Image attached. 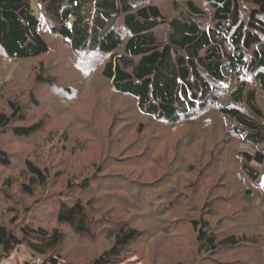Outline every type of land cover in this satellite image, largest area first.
Returning a JSON list of instances; mask_svg holds the SVG:
<instances>
[{"label": "trees", "instance_id": "trees-1", "mask_svg": "<svg viewBox=\"0 0 264 264\" xmlns=\"http://www.w3.org/2000/svg\"><path fill=\"white\" fill-rule=\"evenodd\" d=\"M39 2L43 3L45 16L53 24L51 32L89 62L90 58L99 57L103 78L111 82L116 93L131 99L147 119L171 128L185 126L181 130L183 134L190 127V133L206 130L214 124L215 118L230 122L231 125L224 129L226 142L240 140L253 148V151L238 152L240 171L247 181L244 194L254 190L264 206V108L259 104L264 101V0H171L169 13L162 11L161 0ZM39 21L30 0H0L1 53L15 60L35 59L48 53L50 48ZM47 70L38 69L33 73L32 80L36 85L51 87L53 92L60 89L62 94L71 92L70 88L60 87L57 79L47 75ZM246 80H251V84L247 85ZM30 95L33 97L31 104L37 106L35 89ZM14 99L7 96L3 100L0 138L15 120H25V111ZM220 99L225 100L222 102ZM44 124L45 119H39L30 125L11 127V130L19 138L32 137L45 129ZM114 128L111 122L106 131L111 133ZM120 130L124 132V129ZM144 130H138L134 135ZM213 131L207 130L208 133ZM215 133L218 131L213 133L214 138L219 135ZM61 136L66 138L65 133ZM202 136L205 137L204 134ZM162 138L163 135L152 134L146 139L147 143H140L143 155L139 160L144 162L137 160L136 167L149 165L148 175L135 171L129 174L113 172L104 181V162L98 160L85 167L86 171L80 176L81 172L77 175L71 170H60L52 180L64 179L66 190L80 192L84 198L93 194L96 183L117 194L127 193L128 185L132 184L140 190L137 198L147 196L146 202L140 200L137 205L150 203L149 197L154 194L153 210L170 215L159 208L160 198L166 192H176L169 202L183 200L182 205L188 204L183 197H178V193L184 191L181 190L183 186L178 189L173 187L176 183L170 185L180 178L176 166L185 145L177 153L172 143L170 148L164 147V154L161 152L155 156L154 151ZM47 140L50 141V137ZM81 142L76 143L75 153L84 147L89 148L83 139ZM196 148L200 150L202 147ZM149 155H152V161L147 160ZM9 158L0 149V165L8 166ZM188 162L184 160L185 165ZM252 163L258 167H251ZM209 166L210 163L205 170ZM19 175L22 194L30 197L34 195L35 187H44L52 177L48 166H39L27 157L21 162ZM185 176L182 180L187 182L186 186L190 185L187 191L192 192L195 182ZM112 182H116V187H110ZM5 183L9 184V180ZM163 189L164 196L159 193ZM187 191L184 196H188ZM84 198H70V202L60 199L52 212L57 224H65L79 237L102 234L108 239V247L84 264H127L131 256L125 258L123 251L142 234L141 231L125 222L112 223L109 219L100 225L95 217L98 209L92 205L91 198ZM167 215L160 219L165 232L173 226L165 219ZM16 218H10V224L15 223ZM185 222L193 232L197 231V242L205 250L213 252L212 255L218 249L237 248L251 241L246 232L218 237L205 220L191 217ZM20 231L25 236L24 241L32 239L26 242L32 252L30 256L40 258L41 264L43 255L57 249L64 236L57 228L46 231L42 227L30 228L25 224L21 225ZM20 243L22 240L15 230L0 221V260L10 258ZM56 259L55 255L51 256L50 264H57Z\"/></svg>", "mask_w": 264, "mask_h": 264}, {"label": "rangeland", "instance_id": "rangeland-1", "mask_svg": "<svg viewBox=\"0 0 264 264\" xmlns=\"http://www.w3.org/2000/svg\"><path fill=\"white\" fill-rule=\"evenodd\" d=\"M30 1L33 12L40 19L41 32L50 49L43 56L30 60L10 59L0 51V109H4L2 103L7 96L15 97L14 100L25 111V120H15L11 127L30 125L45 119V129L32 137L19 138L10 127L0 138V149L10 157L8 166L0 165V221L12 227L22 240L13 250L10 258L13 260L3 257L0 264H24L40 259L31 258L32 252L26 242L32 239L24 241L25 236L20 231L22 224L30 228L42 227L46 231L57 228L64 234L59 247L43 255L42 264H50V258L54 255L57 264H84L105 250L109 242L102 234L90 238L79 237L65 224H57L52 212L60 199L70 202V198L84 196L80 192L66 190L64 179L52 180L53 176L60 170H71L77 175L81 172L80 176L86 171L85 167L98 160L104 162V181L113 172L129 174L135 171L148 175L149 165H136L143 155L140 143H147L146 139L152 134L163 135L159 147L154 151L155 156L161 152L164 154V147L168 149L172 143L177 153L185 145V151L178 156L180 160L176 166L180 178L170 181V185L176 183L173 187L178 189L183 186L181 190L184 191L178 193V197H183L188 204L182 205L183 200L169 202L176 192L168 191L164 196L163 189L159 191L164 196L160 198L159 208L170 215L165 212L156 213L151 207L156 200L154 194L149 197L150 203L137 205L140 200L146 202L147 196L137 198L140 190L132 184L128 185L127 193L117 194L96 183L93 194L84 198H91L92 205L98 209L95 217L99 219L100 225L109 219L112 223L125 222L141 231L142 234L123 251L125 258L131 256L127 264H264V206L254 190L248 195L244 194L247 181L240 171L241 162L238 158L239 151H253V148L240 140L226 142L224 129L231 125L230 122L215 118L214 124L206 130L190 133V127L183 134L181 130L185 126L171 128L147 119L131 99L116 93L111 82L103 78L99 57H92L89 62L80 53L73 52L59 36L51 32L53 24L45 16L43 3L39 0ZM170 2L161 0L164 13H169ZM44 68L48 69V76L58 80L60 87L70 88L71 92L62 94L60 89L53 92L51 87L36 85L32 75L36 70ZM246 84L250 85L251 80H246ZM32 89H35L37 106L31 104ZM74 92L76 94L72 96ZM224 100L220 99L222 102ZM261 102L259 104L264 108V101ZM111 122L115 128L109 133L110 130L106 129ZM141 129L145 130L135 136ZM211 129L215 130L213 133L218 131L215 134L219 135L214 138L213 133L207 132ZM63 133L66 138L61 136ZM82 139L89 148L84 147L75 153L73 149ZM197 146L202 148L198 150ZM25 157L39 166H48L52 173L44 187L34 188L32 197L22 194L20 187V166ZM147 158L153 160L152 155ZM185 159L189 161L186 165ZM209 163L210 166L205 170ZM252 165L253 168L258 167L254 163ZM188 166L191 168L189 172ZM184 175L195 182L192 192L187 191L190 185L186 186L187 182L182 180ZM6 180H9V184L5 183ZM110 187H116V182H112ZM185 191L188 196L183 195ZM162 215H167L165 219L173 224L168 232L161 226ZM15 217L16 222L10 224V218ZM191 217L208 221L218 237L227 233L246 232L251 241L237 248L218 249L212 255L213 252L205 250L197 242V231L193 232L185 222L186 218ZM38 264H41V260Z\"/></svg>", "mask_w": 264, "mask_h": 264}, {"label": "built area", "instance_id": "built-area-1", "mask_svg": "<svg viewBox=\"0 0 264 264\" xmlns=\"http://www.w3.org/2000/svg\"><path fill=\"white\" fill-rule=\"evenodd\" d=\"M38 261L39 260L37 258L36 259H33L30 264H38Z\"/></svg>", "mask_w": 264, "mask_h": 264}, {"label": "crops", "instance_id": "crops-1", "mask_svg": "<svg viewBox=\"0 0 264 264\" xmlns=\"http://www.w3.org/2000/svg\"><path fill=\"white\" fill-rule=\"evenodd\" d=\"M10 258H11V257H10ZM10 258H9V259H10ZM10 260H13V259H10ZM10 260H9V261H10ZM10 262H11V261H10Z\"/></svg>", "mask_w": 264, "mask_h": 264}]
</instances>
